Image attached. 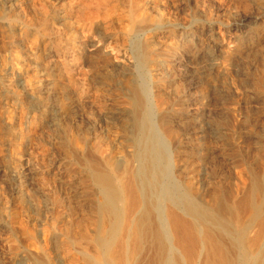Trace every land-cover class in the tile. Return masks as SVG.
I'll list each match as a JSON object with an SVG mask.
<instances>
[{
  "label": "rangeland",
  "instance_id": "374dc122",
  "mask_svg": "<svg viewBox=\"0 0 264 264\" xmlns=\"http://www.w3.org/2000/svg\"><path fill=\"white\" fill-rule=\"evenodd\" d=\"M8 1L15 3V0H0L2 19L6 13L9 14L6 11ZM16 4H19L16 9L21 10L11 14L14 19L17 18L15 31L11 35L7 34V22L0 20V50L3 45L6 47V50L0 51V65L4 61L7 67L15 70L3 84L7 90L11 88L9 92L15 98L7 101L2 112H13L16 127L33 125L34 131L26 143L21 138L23 141L17 142L16 146V149H26V164L29 162L30 165H27V179L30 178L27 212L18 216V221L25 217L22 221H26V241L50 245L64 258L71 248H79L78 244L69 246L65 232V226L74 218L72 213L76 203L74 201L71 205L65 201L63 192V188L74 184V168H78V165L74 163L67 170L64 166L57 177L50 175L51 166L54 160L69 158L71 149L67 146L70 141L79 140L77 142L81 146L88 148L112 145L114 153L128 152L125 141L134 133L131 130L134 112L129 108L126 95L129 90L135 91L134 85L136 88L144 84V89H147L148 107L152 118L157 119H153L156 131L161 130L162 133L158 134L163 139L162 143L176 156V163L181 167V171L175 174L178 181L185 184L190 180H199L204 172L202 189L208 196L225 187L232 180L235 167L241 163L245 162L255 172L263 174L264 0H109L105 11H102L103 15L93 21L91 35L86 34L85 24L79 20L83 3L74 4L72 12L68 9L69 0H16ZM96 7L97 4L93 2L91 10L94 11ZM41 8H46L49 14L44 34L39 17L46 10ZM144 31H151L146 38L153 45L155 62L144 68L125 69L130 74L129 81L105 68L99 59L87 58L88 65L80 60L73 67L77 89L65 87L60 82L63 71L57 54L60 44L66 46L75 43L77 47L72 49L70 46L71 50L65 55L67 58L72 57L75 50L81 52L84 45L93 44L102 54L111 55L116 66L128 61L133 64V46L144 44ZM183 37L190 41L186 51L178 48ZM35 41L40 42V47L31 55ZM21 73L30 78L31 84L26 90L19 86V82L23 81ZM6 82L10 85H5ZM89 102H95L99 109L107 111L100 114L96 106L88 105ZM165 116L173 122L178 140L183 141L178 148L177 143L169 141L171 139L163 134L161 122ZM49 122L52 125H48ZM194 129H198L199 133L195 135ZM14 133L16 138L18 134L24 136L18 130ZM6 143V137L1 136L0 149L7 147ZM41 151L47 153L44 158L40 155ZM200 167L205 171H200ZM54 186H58L57 193ZM197 188L200 189L198 185ZM207 200L209 202L208 197L204 199L205 204ZM72 249L71 252H74Z\"/></svg>",
  "mask_w": 264,
  "mask_h": 264
},
{
  "label": "bare ground",
  "instance_id": "6f19581e",
  "mask_svg": "<svg viewBox=\"0 0 264 264\" xmlns=\"http://www.w3.org/2000/svg\"><path fill=\"white\" fill-rule=\"evenodd\" d=\"M14 2H7L6 11L9 14L6 13L3 19L0 18V20L7 22L8 35L15 31L17 23V18L14 19L11 14H13V11L20 12L21 10L16 9L19 4H16V0ZM69 2V12L74 11V4H84L79 20L85 24L86 34L91 35L94 26L93 21L103 15L102 11H105L104 9L109 0H69ZM93 2L97 4L94 11L91 10ZM43 10H46V8ZM39 19H41V22L35 20L43 26L41 31L44 34L49 21L47 10L43 11V15ZM150 32L144 31L145 41L143 45L133 46L132 56L135 64H130V61H128L125 64L116 66L111 55L102 54V51L96 49L93 44L84 45L81 52L75 50L69 59L65 55L71 50L70 46L72 49L77 48L75 43L66 46H60V44L57 49L59 62L63 67L61 78L59 77L60 82L65 87L67 85L73 90L77 89V83L72 74L75 71L73 67L80 60L84 61V65H88L86 63L87 58L89 60L99 59L105 68L118 75L121 74L125 81H129L130 74L125 69H136L140 66L144 68L145 65L151 66L155 62L153 45L151 40L146 38ZM29 36L31 35L29 34ZM81 37L85 38L84 35ZM39 43L35 41L32 44L31 55L36 53V50L40 47ZM188 43L190 41L183 37L178 48L186 51ZM237 47L239 48V46ZM24 48L26 49V47ZM90 49H94V51H90ZM4 50H6V47L3 45L0 51ZM192 53L195 54L194 51ZM13 69H10L4 61H1L0 137H6L7 143L5 146L8 148L0 149V264H264V171L263 174L257 173L245 162L241 163L235 167L232 180L226 179L229 183L227 182L225 187H221L220 190L208 196L202 189L206 173L203 172V177L195 180L196 182L190 180L187 181L188 183L183 184V181H178V176H175V174L181 171V167L177 165L176 156L171 154L172 151L170 152L167 146L163 144V139H160L158 132L162 133L161 130L156 131L157 127L154 125V118H152V113H150L148 107V92L147 89H144L145 85L142 83V86L138 85L136 88L134 85L135 91L130 88L132 91L129 90L126 95L129 100V108L134 112V119L132 120L134 130L131 129L134 133H131L132 137L130 139L125 138L127 139L125 146L129 149L128 152L114 153L112 151L114 147L111 148L112 145H108V147L97 145L88 148L81 146L80 142H77L79 140L68 141L67 148L71 149V157L69 156L64 160H54L53 166H51L52 172L50 175L57 177L61 174V169L64 166V169L67 170L74 163L78 165V168H74L76 169L74 184L72 183L73 185L68 188H63V192L65 201L71 205L74 204V201L76 203L74 204V210L71 209L74 218L72 222L65 226L66 231L65 229L64 231L67 232V235L66 233L65 235L68 237H66L67 240L69 239L70 247L73 244L74 246L78 244L79 248L76 249V246L75 249L71 248L74 252H71L70 249L66 254L67 257L64 258L58 255V251L52 249L53 247L50 248V245L26 241V221L24 220L25 223L22 221L25 217L18 221V216H23L27 212V187L30 185V183L28 184L30 178L27 179V165H30L29 162L26 164V149H16V146L17 142H22L23 139L26 143L34 131L33 125H26V128L23 127L24 125L16 127L13 112H2L3 106L7 105V101L11 100L12 97L15 98L9 92L11 88L7 90L3 87L7 76L13 75L15 71ZM14 75L16 76V74ZM22 77L23 81L19 82V86L26 90L31 84L30 78L26 74ZM6 84L9 83L6 82ZM135 84L137 85V83ZM40 91L35 92L40 93ZM12 93L17 97L15 92ZM20 94L22 95V93ZM32 94L31 96H33ZM18 98L21 100V97ZM88 105L96 106L98 109L100 107L95 102H89ZM105 111L107 109H99L100 114ZM126 111H129V109H126ZM24 123L26 124V122ZM49 123L48 125H52ZM161 123L163 134L171 139L169 141L177 143L176 148L180 147V142L183 143V141L178 140V134L172 125L173 122L165 116L162 118ZM222 123L224 122L222 121ZM232 126L234 128V124ZM240 126H238V129ZM16 130L24 133V136L18 134V138H16L14 133ZM53 131L55 130L53 129ZM194 131L195 135L199 133L198 129H194ZM188 135L191 134L186 136ZM161 137L163 138V136ZM21 138L23 139L21 140ZM46 154L45 151H41L40 155L44 158ZM180 165L182 166V164ZM200 168V171H205L203 167ZM30 172L32 173V171ZM198 172L197 174H199ZM197 185L200 189L197 188ZM219 186H222V184ZM57 187L54 186L56 193L58 192ZM207 197L209 202L207 200L208 203L205 204L204 199Z\"/></svg>",
  "mask_w": 264,
  "mask_h": 264
}]
</instances>
